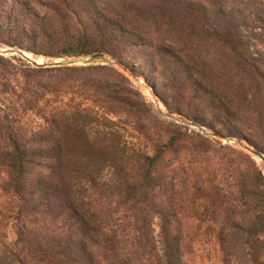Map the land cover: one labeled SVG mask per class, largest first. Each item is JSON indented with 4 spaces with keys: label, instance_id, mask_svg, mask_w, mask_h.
Segmentation results:
<instances>
[{
    "label": "trees",
    "instance_id": "16d2710c",
    "mask_svg": "<svg viewBox=\"0 0 264 264\" xmlns=\"http://www.w3.org/2000/svg\"><path fill=\"white\" fill-rule=\"evenodd\" d=\"M0 9L3 45L50 59L106 55L121 66L132 53L170 114L264 154L256 48H264V0H0ZM25 66L28 77L105 72L122 83L92 82L101 116L67 104L25 140L17 118L3 119L0 189L15 201L16 241L0 236V264H185L165 155L205 156L212 142L154 117L152 150L132 151L113 127L150 109L117 70ZM217 146L234 171L217 195L226 207L216 234L221 262L264 264V176L249 155Z\"/></svg>",
    "mask_w": 264,
    "mask_h": 264
},
{
    "label": "rangeland",
    "instance_id": "374dc122",
    "mask_svg": "<svg viewBox=\"0 0 264 264\" xmlns=\"http://www.w3.org/2000/svg\"><path fill=\"white\" fill-rule=\"evenodd\" d=\"M3 8L5 9V7ZM3 8L1 9L4 10ZM257 32L262 33V30L257 29ZM2 40L4 38L0 35V48L3 51L19 49L32 57H38L35 59H41L42 62L54 60L60 62L61 59H67L39 57L21 48H11L3 45L1 43ZM256 48L264 56L263 46L258 45ZM102 56L115 64L111 66L94 63L89 66H107L117 70L128 81V86L139 94L140 100L150 109L148 115L135 114L132 117L122 115L119 117L120 120L114 119L117 122L113 129L118 131L120 139L128 149L136 152L152 150L151 143L156 139V133H158L159 129L152 119L154 117L162 122H170L177 125L187 135L198 133L212 142L211 147L207 148L205 156H185L183 155L184 153H180L179 157H175L177 160H173L174 156L167 154L165 155V161L176 183L175 193L177 201L175 206L179 220L184 263L222 264L216 234L222 222L224 208L226 207H220L221 202H219L217 195L220 196L222 191H227L228 186L232 184L234 171L232 165L228 162L229 154L226 155L224 151L217 150V144L223 147L228 146L246 155L249 154L222 140L205 137L195 128L176 124L156 115V106L158 104L163 107L165 114L169 113L156 94V87H158V81H155L156 78L144 75L143 69L139 67L138 60L132 53L129 55L130 59H126L125 66L119 65L106 55ZM25 65L32 67L16 55H0V147L5 146L3 125L5 117L11 116L19 120L17 132L20 138L25 140L28 136L37 133L43 128L45 124L44 119H49L47 116L52 111L56 108H62L67 104H74V106L76 104H80L81 106L91 105L98 112V116H101L102 111L98 108L102 104L92 103V100H96V96L100 93V88L99 86H94L92 82L96 80L102 84L107 82L108 84L122 83L120 79L118 80L105 72L92 74L87 72L82 74L77 73L74 74V81L58 77L62 74L45 73L38 77H28L25 72ZM89 66L77 65L70 68ZM150 90L153 91V94ZM155 99H157L158 104L155 103ZM172 115L182 118L176 114ZM102 126L100 125L98 128L100 132L103 130ZM183 149L184 147H182ZM255 163L260 167L264 176V164L259 160H255ZM222 178L227 179V181L224 182ZM14 206L15 201L13 197L5 194L0 189V236L5 237L8 244H13L16 241V226L11 222V212L14 211ZM135 216L137 217L138 215L135 214ZM261 241L264 244V236L261 237ZM262 260L264 261V251L262 253ZM146 264H155L154 257H151Z\"/></svg>",
    "mask_w": 264,
    "mask_h": 264
},
{
    "label": "water",
    "instance_id": "95a60500",
    "mask_svg": "<svg viewBox=\"0 0 264 264\" xmlns=\"http://www.w3.org/2000/svg\"><path fill=\"white\" fill-rule=\"evenodd\" d=\"M8 50H9L8 52H2L3 49L0 48V55H2V54H4V55H16V56L22 58L23 60H25L29 65H31L35 69L72 67V66H77V65L89 66V65L94 64V63L108 64L111 66L115 64L113 62L108 61L106 59V57H104L102 55L87 57L85 59L67 58V59H61L60 62H56V60H54L48 64H46V63L37 64L36 62L32 61V59H30V57L32 58V56L28 55L24 51H21L19 49H8ZM34 58H38V57H34ZM150 92L153 94L152 90H150ZM155 103L158 104L157 99H155ZM155 114L162 117L165 120L174 122L176 124H182V125L188 126L190 128H195V129L199 128V129L203 130V131H199V132L202 135H204L205 137L215 138L218 140H222L227 144H232L235 147H237L238 149H241V150L245 151L246 153H248L252 157V159L259 160L262 164H264V154L255 150L254 148L249 146L244 141H240V140L235 139V138H225V137L218 136V135L213 134L210 131L206 130L205 128H203L202 126H200L199 124H197L195 122L187 121L185 119L179 118V117L172 115L170 113H167L165 116H162L159 112L156 111Z\"/></svg>",
    "mask_w": 264,
    "mask_h": 264
},
{
    "label": "bare ground",
    "instance_id": "6f19581e",
    "mask_svg": "<svg viewBox=\"0 0 264 264\" xmlns=\"http://www.w3.org/2000/svg\"><path fill=\"white\" fill-rule=\"evenodd\" d=\"M2 52H8V51H2ZM29 57V56H28ZM30 59H32V61H34V62H36L37 64H40V63H46V64H48V63H50L51 61H41V59L40 60H38V59H35L34 57H30ZM156 111L157 112H159L162 116H165L166 114H165V112H164V109H163V107L160 105V104H158L157 106H156ZM197 130L198 131H203V130H201V129H199V128H197Z\"/></svg>",
    "mask_w": 264,
    "mask_h": 264
}]
</instances>
